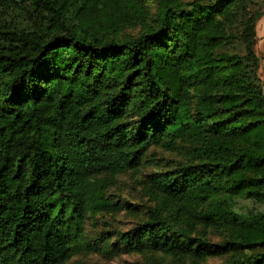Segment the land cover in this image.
Here are the masks:
<instances>
[{
  "label": "trees",
  "instance_id": "1",
  "mask_svg": "<svg viewBox=\"0 0 264 264\" xmlns=\"http://www.w3.org/2000/svg\"><path fill=\"white\" fill-rule=\"evenodd\" d=\"M156 2L153 17L144 0H0V264L120 249L264 264L258 16L244 0ZM16 7L30 27L7 23ZM234 41L244 53L223 51ZM152 146L185 151L146 180V219L87 244V214L107 207L94 179L136 172Z\"/></svg>",
  "mask_w": 264,
  "mask_h": 264
},
{
  "label": "rangeland",
  "instance_id": "2",
  "mask_svg": "<svg viewBox=\"0 0 264 264\" xmlns=\"http://www.w3.org/2000/svg\"><path fill=\"white\" fill-rule=\"evenodd\" d=\"M149 7L151 16L157 14L156 0H144ZM195 0H183L184 3ZM214 1V0H200ZM249 13H255L258 20L255 26L256 44L255 53L259 58L258 75L264 84V0H244ZM26 7L25 4H22ZM189 11V10H187ZM32 17L22 7H16L8 11L6 21L17 27L27 28L31 25ZM139 27L129 28L125 33L138 35ZM223 51L244 53V48L238 41L227 44ZM184 150L180 147L176 151L166 150L162 146H152L147 152L142 166L136 172H125L116 177V180H107L106 176L94 179L96 194L106 200L107 207H99L96 213H88L84 222V241L93 245L96 240H102L100 244H111L113 238L107 242L104 237H110L116 230L127 231L136 224L143 222L148 214L146 206H153L155 200L145 190V182L152 174L165 170L175 162L183 159ZM251 208L254 205L246 203ZM263 208V207H262ZM219 232H213V241L222 240ZM222 258L208 260L204 264L218 263ZM66 264H180L163 252L129 253L119 251H83L76 254Z\"/></svg>",
  "mask_w": 264,
  "mask_h": 264
}]
</instances>
